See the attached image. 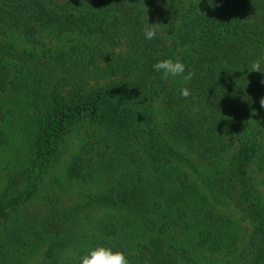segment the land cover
Instances as JSON below:
<instances>
[{"label":"trees","instance_id":"trees-1","mask_svg":"<svg viewBox=\"0 0 264 264\" xmlns=\"http://www.w3.org/2000/svg\"><path fill=\"white\" fill-rule=\"evenodd\" d=\"M61 1L60 7L53 0H0V95L26 101L36 127L25 175L0 198V229L11 215L9 209L37 198L45 179L51 178L66 137L85 129L82 155L66 170L70 179H83L92 167L101 166L107 175L116 164L109 160L111 154L123 147H137L142 173L150 163L159 167L185 163L188 159L175 145L213 164L227 159L211 179V195L229 202L250 221L253 231L244 264H264V199L251 175L255 163L264 173V108L259 104L264 75L248 71L252 61L264 57V0H215L216 6L205 11L197 0ZM152 22L157 24V37L146 40L142 30ZM14 34L33 49L7 42ZM44 34L66 38L69 47L32 52L44 45L40 41ZM168 58L196 73L183 86L192 93L187 99L173 87L172 77L164 80L153 70L154 63ZM158 100L167 118L168 139L156 128ZM228 128L237 145L231 158ZM109 139L116 140L114 150ZM137 175L136 181L124 176L118 187L106 190L97 201L136 210L139 218L148 213L154 207L155 188L141 172ZM175 182L167 196L171 210L180 217L196 197L187 185V174L179 173ZM157 187L162 194L166 190ZM202 216L210 231H197L195 239L205 247L215 244L220 214L208 211ZM150 221L146 228L154 231L150 223L155 222ZM167 225L160 231L164 233ZM102 245L124 252L130 264H178L185 257L171 251L167 238L158 234L134 246L131 253L121 244ZM60 262L58 248L51 246L44 264Z\"/></svg>","mask_w":264,"mask_h":264},{"label":"rangeland","instance_id":"rangeland-1","mask_svg":"<svg viewBox=\"0 0 264 264\" xmlns=\"http://www.w3.org/2000/svg\"><path fill=\"white\" fill-rule=\"evenodd\" d=\"M197 1L202 5L203 11L210 7L208 0ZM53 3L64 5L61 0H53ZM164 34L167 36V32ZM40 41L44 45L37 46L32 52L40 54L44 47L53 50L67 49L70 44L66 38L52 34H44ZM7 42L19 49H33L19 35H10ZM172 80L173 87L177 90L185 85L181 77ZM0 113L1 198L5 193L13 191L10 189L14 187H10L22 180L31 163L36 127L33 109L21 98L0 95ZM154 114L158 132L168 139L165 132L167 118L159 100L155 104ZM226 133L233 145L229 151L231 158L237 145L233 131L228 128ZM115 142V139H109L111 150L115 149ZM86 143L85 129L71 132L62 143L54 161V168L50 171L51 178L45 179L37 198L17 207V210H8L11 215L3 220L0 229V264H44L51 246L58 248L61 264H79V258L89 248L102 245L103 242L121 244L126 247L127 253H131L129 251L134 250V246L149 242L157 234L163 239L167 238L171 251L185 255L178 264H244L243 253L250 245L253 231L250 221L229 202L215 199L209 186L216 171L227 165V159L213 164L200 160L174 144L188 159L185 163H168L160 165L161 167L150 163L142 173L139 169L141 156L137 147H123L111 154L112 158L109 160L116 164L107 175L105 168L101 166L98 170L92 167L89 170L91 173H85L83 179H70L66 170L77 156L82 155L81 150ZM91 155L92 153L89 156ZM105 163L110 164L106 158ZM139 172L155 188L152 202L154 207L148 213H141L139 218L140 214L136 210H119L97 201V196L112 187H118L125 180L122 179L124 176L126 181L131 178L136 181ZM179 173L189 176L190 184L187 182V185L191 186L196 197L192 206L186 209L187 214L182 213L180 217L178 212L171 210L167 196V189L175 185ZM251 175L264 199V173L258 170L256 163L251 168ZM157 186L166 189L163 194ZM208 211L220 214V218L218 227L214 228L215 244L211 242L202 247L196 242L195 233L210 231L206 227L209 223L203 224L201 218ZM198 212L201 216L192 217V213ZM147 220L155 222V225L150 223V227L155 228L154 231L146 228ZM165 222L168 225L163 233L160 228Z\"/></svg>","mask_w":264,"mask_h":264},{"label":"clouds","instance_id":"clouds-1","mask_svg":"<svg viewBox=\"0 0 264 264\" xmlns=\"http://www.w3.org/2000/svg\"><path fill=\"white\" fill-rule=\"evenodd\" d=\"M209 6L215 7L213 0H208ZM143 35L146 40H153L157 37V24L147 23L143 28ZM262 60L257 59L251 62L248 71L257 72L264 75V65ZM153 70L162 74V79L168 80L170 77H181L185 82H190L196 73L194 71H186V65L180 60H173L171 58L159 60L153 64ZM264 83V79L261 80ZM180 95L187 99L192 93L187 87L179 89ZM261 108H264V97L259 100ZM79 264H130L128 257L120 250H113L112 247L98 245L91 247L88 251L79 258Z\"/></svg>","mask_w":264,"mask_h":264}]
</instances>
